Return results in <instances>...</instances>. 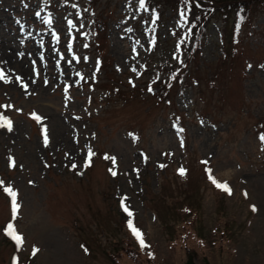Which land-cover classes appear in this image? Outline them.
<instances>
[{"label": "rangeland", "instance_id": "rangeland-1", "mask_svg": "<svg viewBox=\"0 0 264 264\" xmlns=\"http://www.w3.org/2000/svg\"><path fill=\"white\" fill-rule=\"evenodd\" d=\"M63 1L0 0V51L32 84L0 79V124L12 125L0 127V264H264V7L240 32L239 58L220 64L222 27L230 41L232 19L211 21L198 63L214 64L196 72L198 86H178L166 105L152 94L175 61L184 20L147 0L144 8L140 0ZM36 13L65 20L48 37L58 47L48 68L39 56L15 54L17 44L27 57L45 50L24 37L33 26L39 32ZM66 24L73 40L62 48L54 36ZM62 56L70 65L57 74ZM31 114L42 121L34 124ZM91 153L93 164L84 168ZM6 188L19 204L13 228L23 241L14 251L1 231ZM129 219L146 247L134 246ZM129 250L140 254L132 258Z\"/></svg>", "mask_w": 264, "mask_h": 264}, {"label": "trees", "instance_id": "trees-1", "mask_svg": "<svg viewBox=\"0 0 264 264\" xmlns=\"http://www.w3.org/2000/svg\"><path fill=\"white\" fill-rule=\"evenodd\" d=\"M186 1H188L190 3V5L192 6L193 9H194L193 4L194 5L196 4L199 7L198 10H201L202 12H204L199 17V21H196V23L195 22L192 23L193 26L198 28L196 31H194V33L196 35L195 38L197 39V41L199 43V47H201V40H199V37H201L203 29L208 24L209 19L212 17H220L223 15L226 16V18H227L230 10L236 6L233 3H235V2H237V4L242 3L241 5L245 8V10H246L245 12H247V13L250 11V9L252 7H256L257 5H264V0H233V2H231V0H229L230 3H227L226 0H220L219 2L214 1V0H186ZM220 2H221V4H220ZM230 4H232V5H230ZM231 38H232V40L229 44L226 41L224 42L225 49L222 51V54L218 58V61H217V62H219V64H220V62H225L227 60H234L236 58H239L240 51H237V46H236L237 37L232 36ZM208 64L202 62V65H198V62H196V63H193V66L191 69H190L191 66L189 67V63H186V62L183 63V66H181V65L177 66L174 70H172L169 73L168 81L163 84V86H162L163 87V93H162V96L160 95V97H159L160 98L159 102L161 103L164 101L163 95H164L165 91H171V90L176 89L178 87V85L180 84L181 80H183V79H184V83L187 82V80H188V81L195 82L196 86H198L199 82L197 79L196 72H198L201 69V67H203V66L210 67V65H212L214 63L211 62ZM173 73H176L175 78H173ZM212 80H214V79L212 78ZM169 84H171V87H168ZM126 252L132 258L138 257L131 250L126 251ZM132 253H133V255H131ZM189 263H190V259H189Z\"/></svg>", "mask_w": 264, "mask_h": 264}, {"label": "snow or ice", "instance_id": "snow-or-ice-1", "mask_svg": "<svg viewBox=\"0 0 264 264\" xmlns=\"http://www.w3.org/2000/svg\"><path fill=\"white\" fill-rule=\"evenodd\" d=\"M140 7L141 8L145 7L144 0H140ZM36 15L39 16V13H36ZM77 15H79V14L77 13ZM186 15H187L186 13L181 15V19L184 20L185 23H187V20L185 19ZM45 23H49L50 24L51 21L48 20V19H45ZM68 24H69V26H71L72 25V21H68ZM182 43H183V41H182ZM68 47H69V49H71V44H69ZM84 47L87 48L88 45L85 44ZM73 59H76V57H73ZM84 59L87 60V57H84ZM173 59L177 60L178 64L183 66L184 62H183V60L180 59V47H179V45L177 46V49H176V56H174ZM132 71L135 72L136 69L134 68V69H132ZM175 76H176V73H173V78H175ZM0 79H2V77H0ZM45 83H47V81ZM130 83H131V81H130ZM168 87H171V84H169ZM65 90H67V89H65ZM147 91L151 94L153 92L152 86H149ZM33 119L40 120L41 118L39 116H33ZM0 127H7L8 130L10 131L12 125H11V122L4 121L3 124H0ZM179 131L182 132V131H184V129L180 128ZM261 139L264 140V137H262ZM44 142H45V144H47V138L46 137H45V141ZM89 155H91V154H89ZM85 166H87V162H85ZM76 167H77V165H75V164L72 165L73 169H75ZM179 174L180 175H184V170L180 169L179 170ZM113 175H115V173H113ZM209 179L211 180V182L218 189L222 188L223 191H225L228 194H231L230 189H229L227 184H223V185L217 184V182L215 180H212L211 176H209ZM5 191H7L10 194V196H11L13 218H15V214H16V211H17V208H18L17 199H16L17 194L15 192H13L10 188H6ZM121 208L127 214L128 217H132L133 216V213L131 211H129V209L124 205L123 200H121ZM252 210L256 211L255 206H252ZM127 226L130 229V231L133 234V236L135 237V239L139 242L140 247L141 248L146 247L145 242H144V240L142 238L141 232L136 227L133 226V221L131 219L128 220ZM7 235L10 236L16 242L17 246H19L21 244L22 237L16 233V231L13 228V225L11 223L8 224ZM35 252H36V250L34 249L33 254H35Z\"/></svg>", "mask_w": 264, "mask_h": 264}, {"label": "bare ground", "instance_id": "bare-ground-1", "mask_svg": "<svg viewBox=\"0 0 264 264\" xmlns=\"http://www.w3.org/2000/svg\"><path fill=\"white\" fill-rule=\"evenodd\" d=\"M0 16H1V17L3 16V17L6 18L5 13H2V12H1ZM1 24L4 25L5 22H3V23H1ZM48 54L51 55V56H53V54H52V50H49V53H48ZM0 56H1L2 58H5V65L8 67V69H9V70H13V68H11V66L7 63V58H9V57L7 56L6 52H5V53L1 52ZM16 62H17V61H15V63H16ZM20 67H21V66H20Z\"/></svg>", "mask_w": 264, "mask_h": 264}]
</instances>
